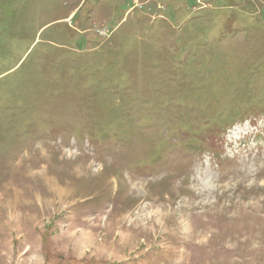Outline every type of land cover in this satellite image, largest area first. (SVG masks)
I'll return each mask as SVG.
<instances>
[{
	"label": "rangeland",
	"instance_id": "obj_1",
	"mask_svg": "<svg viewBox=\"0 0 264 264\" xmlns=\"http://www.w3.org/2000/svg\"><path fill=\"white\" fill-rule=\"evenodd\" d=\"M0 264H264V0H0Z\"/></svg>",
	"mask_w": 264,
	"mask_h": 264
},
{
	"label": "built area",
	"instance_id": "obj_2",
	"mask_svg": "<svg viewBox=\"0 0 264 264\" xmlns=\"http://www.w3.org/2000/svg\"><path fill=\"white\" fill-rule=\"evenodd\" d=\"M102 33H104V31H102Z\"/></svg>",
	"mask_w": 264,
	"mask_h": 264
}]
</instances>
